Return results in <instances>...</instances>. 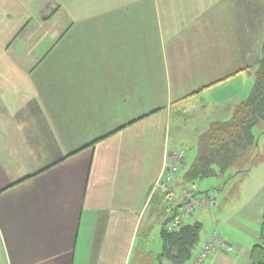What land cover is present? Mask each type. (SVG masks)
<instances>
[{"label": "crops", "instance_id": "1", "mask_svg": "<svg viewBox=\"0 0 264 264\" xmlns=\"http://www.w3.org/2000/svg\"><path fill=\"white\" fill-rule=\"evenodd\" d=\"M262 43L264 0H0V264H131L172 116L222 122ZM227 245L203 264H250Z\"/></svg>", "mask_w": 264, "mask_h": 264}, {"label": "rangeland", "instance_id": "2", "mask_svg": "<svg viewBox=\"0 0 264 264\" xmlns=\"http://www.w3.org/2000/svg\"><path fill=\"white\" fill-rule=\"evenodd\" d=\"M251 15L256 16L253 11H251ZM252 74L249 78L250 89L254 83ZM226 91H228L227 88ZM221 93H225V90ZM218 97L221 95L217 91L212 94L211 98L216 100ZM205 98H210V94ZM200 105L192 106L188 111H185V115L178 114L179 111L176 112L171 120L169 147L170 149L184 150L186 165L184 175L191 171V167L197 158L200 136L216 119L210 110H207L208 106H205L206 109H204ZM232 113L226 111L218 120L227 122ZM252 133L256 139L255 144L250 146L243 153L241 159L224 174L216 173L202 179L190 178L188 184L184 182L182 187L175 189L176 193H180L181 188L186 187L199 196L204 195V193H214L215 195L214 205L197 207L190 215H193L192 219H188V216L181 219L185 225L195 221L202 223L197 246L205 240L206 233L209 238H206L203 247L212 244L210 242H212L213 233H216L223 243L242 247L244 254L245 249L249 250L258 242L259 228L264 211V122L255 126ZM168 208L167 205H164L160 212L149 210L145 216L143 228L140 230L138 240L135 243L131 264L134 259L136 260L135 264H160L155 257L161 251V227L166 221L169 222L172 216V211ZM145 253L148 255V259H146L147 256H144ZM152 258L153 261H151ZM162 263L165 264V260Z\"/></svg>", "mask_w": 264, "mask_h": 264}, {"label": "trees", "instance_id": "3", "mask_svg": "<svg viewBox=\"0 0 264 264\" xmlns=\"http://www.w3.org/2000/svg\"><path fill=\"white\" fill-rule=\"evenodd\" d=\"M253 70L254 83L247 99L241 101L233 110L227 122H213L199 138V151L191 171L184 175L188 184L190 178H207L224 174L237 161L256 139L253 128L264 122V43L259 56L249 67ZM247 70V69H245ZM192 93L183 100L193 97ZM168 197V196H162ZM202 224H184L176 231L161 232V258L171 264H185L192 258L193 250L199 241ZM250 264H264V211L261 218L258 242L249 253Z\"/></svg>", "mask_w": 264, "mask_h": 264}, {"label": "built area", "instance_id": "4", "mask_svg": "<svg viewBox=\"0 0 264 264\" xmlns=\"http://www.w3.org/2000/svg\"><path fill=\"white\" fill-rule=\"evenodd\" d=\"M185 166V152L183 149L171 151L165 156L162 164L160 175L156 178L152 186V193L160 196H173L169 201L170 211L178 212L166 225L164 230L168 233L176 231L182 225V218L190 216L193 211L200 206L211 207L214 205V193H204L199 196L192 192L189 188L183 187L180 193H176L172 189L174 177L180 172L184 171ZM212 244L205 245L200 251L192 257L190 264H203L207 257L216 248L229 251L230 247L226 243L221 242L216 233H213Z\"/></svg>", "mask_w": 264, "mask_h": 264}]
</instances>
